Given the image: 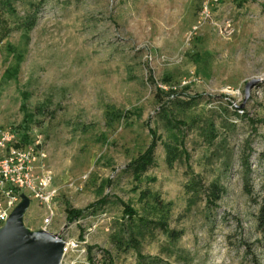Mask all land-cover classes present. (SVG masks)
Here are the masks:
<instances>
[{"label": "rangeland", "instance_id": "374dc122", "mask_svg": "<svg viewBox=\"0 0 264 264\" xmlns=\"http://www.w3.org/2000/svg\"><path fill=\"white\" fill-rule=\"evenodd\" d=\"M32 4H0V133H23L25 105L34 114L28 143L0 157L30 152L46 199L23 192L25 228L60 234L61 264H253L244 244L264 264L243 164L262 196L264 0ZM151 130L155 163L137 180L129 165ZM213 183L226 191L214 207ZM70 210L84 214L71 222Z\"/></svg>", "mask_w": 264, "mask_h": 264}, {"label": "trees", "instance_id": "16d2710c", "mask_svg": "<svg viewBox=\"0 0 264 264\" xmlns=\"http://www.w3.org/2000/svg\"><path fill=\"white\" fill-rule=\"evenodd\" d=\"M18 1H22V0H0V4L3 5L4 7L8 8L10 11H14L13 5H14V3H16ZM30 1H32V0H30ZM46 1L47 0H35V4H32V8L35 10L36 13H38L41 9V5L43 3H45ZM35 22H36L35 18L28 19V21L26 23V28H27L28 32L34 28ZM14 77H16V75ZM171 94L172 95L174 94V90H171L169 95H171ZM179 104L183 109H188V108H190V105H191V103H189V102H181ZM22 109L25 112V118H24L23 127H22L23 133L21 135L15 133L16 135L20 136V140L17 143H13L15 145V147H17V148H20V146L22 144L28 143V138H29L28 132H29L30 124L34 119V114L29 112L26 105ZM110 115L112 116L111 119L112 118L114 119L116 117L121 116V114L119 112H114V114L110 113ZM164 117L167 119V123L170 124V126L172 125L171 127H173V124H172L173 122L170 119L168 120V116L166 115L165 112H164ZM175 124L178 125L179 122L176 121ZM211 130H213V127L211 128ZM150 132L152 134V142H151L150 146L148 147V149L146 150L145 153L141 154L138 158H136L132 162L131 165H129V168H132L131 170L134 171V175H135V178L137 180H140L142 174H144L155 163V152H156L157 145H158L159 141L161 140V138L156 135L155 131L151 130ZM211 133L213 134L211 136L213 138L211 141H213L214 139L217 138V134L214 131H212ZM165 149H166V153H167V163L170 167H172V165L174 164V162L178 158V150H177L178 148L172 146L171 144H166ZM243 164H244V177H245L244 189H245L246 193L248 194V196L250 197L252 204L257 206V212L254 215L255 223H256L255 225H256V231L260 236L259 242L261 243V246L264 249V194L262 196H259V197L254 195L253 186H252L251 180H250V176L252 174V171H251L250 167H248L249 162H248L247 158L245 159ZM245 165H246V167H245ZM197 186H199V182L193 181L190 188L196 189ZM225 192L226 191L224 190V188H222L219 184H217V183L211 184V186L209 188V192H208L207 203L210 206H213V207L216 206L217 202L222 199ZM102 203L103 202H101L100 205H102ZM127 210L131 214L130 217L133 216L132 214H135L130 209H127ZM83 214H84V212L79 211V210H70L68 218L71 222H74L76 220H79L83 216ZM172 235H175L176 237L181 236V235H179V233H176V232H173ZM244 245L246 247V252L252 256L253 264H263L254 255V252L252 250V246L248 245V244H244Z\"/></svg>", "mask_w": 264, "mask_h": 264}, {"label": "water", "instance_id": "95a60500", "mask_svg": "<svg viewBox=\"0 0 264 264\" xmlns=\"http://www.w3.org/2000/svg\"><path fill=\"white\" fill-rule=\"evenodd\" d=\"M257 83L246 86L247 97ZM22 200L0 228V264H61L65 241L60 234L47 231L32 233L25 228L23 217L30 200L22 195Z\"/></svg>", "mask_w": 264, "mask_h": 264}, {"label": "built area", "instance_id": "2783aa9c", "mask_svg": "<svg viewBox=\"0 0 264 264\" xmlns=\"http://www.w3.org/2000/svg\"><path fill=\"white\" fill-rule=\"evenodd\" d=\"M15 139L16 134L11 130L1 132L0 150L13 145ZM9 149V156L0 157V228L5 225L12 211L22 200L25 190L33 191L38 197L45 199L40 192L34 190L27 177L33 162L32 154L12 147ZM49 222L50 220H47L46 223Z\"/></svg>", "mask_w": 264, "mask_h": 264}]
</instances>
